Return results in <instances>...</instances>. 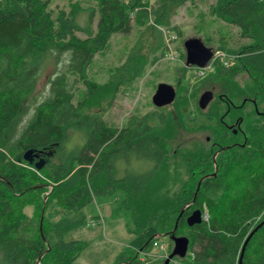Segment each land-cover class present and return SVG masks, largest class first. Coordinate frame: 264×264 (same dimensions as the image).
I'll list each match as a JSON object with an SVG mask.
<instances>
[{
	"label": "trees",
	"instance_id": "1",
	"mask_svg": "<svg viewBox=\"0 0 264 264\" xmlns=\"http://www.w3.org/2000/svg\"><path fill=\"white\" fill-rule=\"evenodd\" d=\"M90 1L92 6L76 3L53 16L49 0H0V264H71L88 243L60 238L49 245L52 218L58 209L70 214L94 196L114 192L122 194L115 212L123 213L127 233L140 234L155 223L167 228L170 221V231L162 233L184 232L186 254L168 264H237L251 232L240 264H264V223L256 228L264 220V123L247 129L240 152L224 145L216 170L202 171L199 176L207 175L198 187L165 204L150 192L168 153L155 133L162 115L147 112L115 128L84 115L85 100L73 102L79 84L97 87L83 78L93 55L112 35H127L134 16L147 20L148 8L142 0ZM216 13L253 44L233 65L217 62L215 74L231 79L251 72L252 90L263 94L264 0H216ZM71 135L77 139L67 146ZM27 150L43 160L39 170L23 160ZM47 190L38 211L39 201L29 197ZM52 201L57 205L49 211ZM196 209L206 220L187 226L185 218ZM25 224L30 228L22 235ZM140 249L122 248L114 264L141 263Z\"/></svg>",
	"mask_w": 264,
	"mask_h": 264
},
{
	"label": "rangeland",
	"instance_id": "2",
	"mask_svg": "<svg viewBox=\"0 0 264 264\" xmlns=\"http://www.w3.org/2000/svg\"><path fill=\"white\" fill-rule=\"evenodd\" d=\"M76 3L83 8L93 5L90 0H49L48 8L55 16L60 10L68 13ZM142 3L148 8V19L144 21L134 16L127 35H112L105 48L93 55L83 78L97 87L89 91L79 84L73 102L85 100L84 115H96L115 128L122 127L128 118L147 112L162 115V123L155 133L165 142L168 153L150 192L172 205L207 175L199 176L202 171L216 170L215 161L224 145L232 143L240 152L237 148L244 141L247 129L259 128L264 123V93L252 90L256 77L251 72L231 79L215 74L216 66L233 65L241 50L253 44L218 16L216 0H178L175 3L142 0ZM189 38H198L212 52L211 60L201 69L184 64L182 43ZM221 46L231 53L220 50ZM159 83L171 86L175 96L170 104L155 108L150 99ZM205 91L211 92L212 99L204 109H199L197 101ZM76 139L71 135L66 145L71 146ZM47 193L48 190L29 197L39 201L38 211ZM121 199V192H114L96 195L90 203L70 214L58 209L57 216L50 222L48 244L60 238L87 242V247L72 264H114L124 247L133 250L141 247L137 259L144 263L139 264H163L172 242L162 232L168 233L172 222L167 228L155 223L140 234H129L124 228L123 213L115 212ZM56 205L52 201L47 209L51 211ZM23 211L29 215L31 208L25 207ZM37 216L38 212L33 216L35 223ZM28 228L25 224L22 235L27 234ZM175 236L186 237L184 232ZM152 241L157 247L151 246ZM175 258L170 262H176Z\"/></svg>",
	"mask_w": 264,
	"mask_h": 264
},
{
	"label": "water",
	"instance_id": "3",
	"mask_svg": "<svg viewBox=\"0 0 264 264\" xmlns=\"http://www.w3.org/2000/svg\"><path fill=\"white\" fill-rule=\"evenodd\" d=\"M182 46H183L184 55H185V57H184L185 66L201 69L212 58L211 50L206 48L198 38H189L182 43ZM174 96H175L174 90L171 86L164 84V83H159L156 85L155 91H154L153 95L151 96L150 101H151V104L155 108H161V107H164V106L170 104L173 101ZM211 99H212L211 92H209V91L203 92L199 96L198 101H197L198 108L204 109L205 106L207 105V103ZM46 154L50 155L49 152ZM34 159L37 161L33 162ZM23 160H25L29 164H33V167L35 170H39L43 165V160L41 158L38 159V152L34 153L31 150H27L26 152H24ZM198 186H199V183L197 184V187ZM200 221H201V215H200V211L197 209L193 210L185 218V223L187 226L196 225V224L200 223ZM263 223H264V220L256 228H258ZM252 233L253 232H251L246 237V239L244 240V242L242 244V248L240 251V255H239L237 264H240L241 254H242L243 248H244L246 242L248 241V239ZM167 236L169 237V240L172 242V248H171L170 252L167 254L166 258L164 259L163 264H168L170 259H172L173 257L183 258L186 254V251H187V239L185 237L173 236L172 232H171V234H169Z\"/></svg>",
	"mask_w": 264,
	"mask_h": 264
},
{
	"label": "built area",
	"instance_id": "4",
	"mask_svg": "<svg viewBox=\"0 0 264 264\" xmlns=\"http://www.w3.org/2000/svg\"><path fill=\"white\" fill-rule=\"evenodd\" d=\"M221 55H222V54H221ZM201 219L206 220V215H205V214H202V215H201ZM151 246H152V247H157V244H156L154 241H152V242H151ZM159 248H163V245H159ZM139 261L144 263V261H142V260H140V259H139Z\"/></svg>",
	"mask_w": 264,
	"mask_h": 264
},
{
	"label": "crops",
	"instance_id": "5",
	"mask_svg": "<svg viewBox=\"0 0 264 264\" xmlns=\"http://www.w3.org/2000/svg\"><path fill=\"white\" fill-rule=\"evenodd\" d=\"M102 204H103V203H102ZM97 212H98V214H99V216H100L101 213H100V211H99V209H98V205H97ZM71 240H75V239H71ZM83 251H84V250H83ZM81 253H82V252H81ZM81 253H80V254H81ZM80 254H79V256H80ZM79 256H78V257H79ZM78 257H77V258H78ZM77 258H76V259H77ZM74 261H75V260H74ZM72 263H73V262H72ZM72 263H71V264H72Z\"/></svg>",
	"mask_w": 264,
	"mask_h": 264
}]
</instances>
